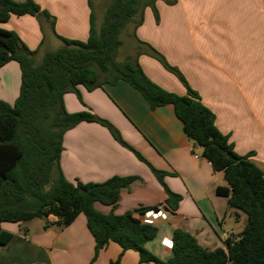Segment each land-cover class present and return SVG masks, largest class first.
<instances>
[{
  "label": "crops",
  "instance_id": "crops-1",
  "mask_svg": "<svg viewBox=\"0 0 264 264\" xmlns=\"http://www.w3.org/2000/svg\"><path fill=\"white\" fill-rule=\"evenodd\" d=\"M24 2L25 0H14ZM48 12L41 20L31 15H12L0 28L15 31L25 45L36 51L35 61L63 46L58 36L86 41L92 4L96 25L103 21L107 5L102 0H35ZM158 19L152 8L144 10L143 23L125 30L132 38L134 56L151 45L177 67L201 101L215 116V124L229 136L235 151L251 155L264 172V0H157ZM53 22L55 32L53 30ZM124 44V43H123ZM123 46V45H122ZM121 51V50H120ZM39 63V62H37ZM139 63L146 75L163 89L185 95L179 79L147 53ZM21 69L10 61L0 68V99L14 104L20 93ZM64 96L69 113L89 111L110 122L122 138L157 170L165 172L164 183L180 196L176 211L166 206L165 188L144 162L119 144L110 131L96 122H82L64 135L61 170L71 181L102 183L114 176H137L121 194L116 208L96 203L103 212L121 215L138 208L158 207L166 219L156 218L157 236L147 248L162 260L172 256V237L177 229L192 234L205 248L224 247L232 235L244 229L247 219L229 208L219 187H229L223 172H216L193 145L173 105L154 110L143 95L125 81L105 84L92 91L78 86ZM0 226L12 238L0 244V264H139V254L124 251L111 242L98 255L86 217L80 214L67 227L50 225L55 217ZM152 264V263H144Z\"/></svg>",
  "mask_w": 264,
  "mask_h": 264
},
{
  "label": "trees",
  "instance_id": "trees-1",
  "mask_svg": "<svg viewBox=\"0 0 264 264\" xmlns=\"http://www.w3.org/2000/svg\"><path fill=\"white\" fill-rule=\"evenodd\" d=\"M157 0H111L98 27L92 4L90 30L86 41L58 36L63 46L35 61L30 50L15 31L0 28V68L16 61L21 69L20 93L14 104L0 99V226L4 222L21 223L55 217L44 228L54 224L67 227L83 214L95 240L96 255L111 242L123 252L136 251L139 264H264V172L250 158L241 156L215 124L213 112L203 104L177 67L151 45L137 39L146 51L120 58L122 34L130 24L137 29L143 23L144 10L153 9L156 19ZM170 5L177 0H166ZM12 15H31L39 20L49 17L35 0L16 2L0 0V23ZM53 22V30L55 32ZM147 53L174 74L186 88L185 95L169 92L154 83L144 72L139 57ZM125 81L138 90L152 110L173 105L177 117L194 146L203 149L216 172H223L229 187H219V195L228 198L229 208L247 216L241 233L230 236L224 247L214 250L203 247L189 232L177 229L172 237V256L162 260L153 254L147 243L157 236L154 224L141 216L154 208H138L117 215L103 213L96 203L116 208L121 194L137 176H114L102 183L69 181L61 170L65 133L82 122H96L106 127L114 139L147 164L165 188L166 206L176 211L180 196L164 183L165 172L155 169L121 136L110 122L89 111L69 113L64 96L74 92L81 99L78 86L92 91L105 84ZM5 245L12 235L4 233ZM42 264V263H35ZM119 264V261L113 262Z\"/></svg>",
  "mask_w": 264,
  "mask_h": 264
},
{
  "label": "rangeland",
  "instance_id": "rangeland-1",
  "mask_svg": "<svg viewBox=\"0 0 264 264\" xmlns=\"http://www.w3.org/2000/svg\"><path fill=\"white\" fill-rule=\"evenodd\" d=\"M110 2H111V0H102V5L103 6H105V5L109 6ZM95 3H97V0H95ZM122 39H123L124 44L121 47L120 58L123 57V55L129 51V48H130L131 42H132V38L127 31L122 34ZM41 61H42V58H39V60H37V62H41ZM243 216L245 217V219H247V216L245 214ZM34 222H35L34 223V225H35L36 223L39 222V220L35 219Z\"/></svg>",
  "mask_w": 264,
  "mask_h": 264
},
{
  "label": "built area",
  "instance_id": "built-area-1",
  "mask_svg": "<svg viewBox=\"0 0 264 264\" xmlns=\"http://www.w3.org/2000/svg\"><path fill=\"white\" fill-rule=\"evenodd\" d=\"M140 218L142 221H144L146 223L153 224L152 222L156 218L166 219V215L161 210H151V211L145 213L144 215H142Z\"/></svg>",
  "mask_w": 264,
  "mask_h": 264
}]
</instances>
